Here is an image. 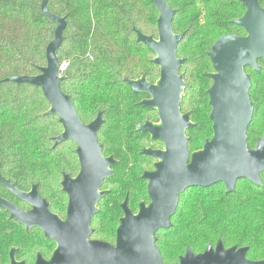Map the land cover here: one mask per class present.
Instances as JSON below:
<instances>
[{
    "label": "trees",
    "instance_id": "16d2710c",
    "mask_svg": "<svg viewBox=\"0 0 264 264\" xmlns=\"http://www.w3.org/2000/svg\"><path fill=\"white\" fill-rule=\"evenodd\" d=\"M43 0H0V174L23 192L33 185L51 204V211L66 217L68 196L62 190L63 171L75 176L79 170L76 146L63 142L54 147L62 133L58 115L48 114L50 103L42 87L7 81L10 77L38 76L47 65L46 49L54 40L57 23L42 12ZM264 6V0H259ZM175 10L173 31L182 35L178 58L185 59L180 74L188 83L182 95L181 113H191L195 125L186 132L192 154L213 138L209 89L215 73L210 53L223 37H245L234 20L244 17L240 0H167ZM52 14L64 17L67 27L58 50L61 90L68 95L81 121L89 124L102 115L99 143L104 155L115 152L119 165L107 181L99 213L92 219L91 239L115 244L128 197L134 213L139 203L149 202L142 173L154 160L140 148L153 144L149 135L134 132L137 122L158 120L154 109L138 105L143 95L134 94L127 80L145 77L156 83L160 68L154 51L138 41L135 30L158 39L159 12L151 0H47ZM66 63L64 67L63 64ZM261 74L248 67L252 82L249 95L254 116L248 145L264 137V60ZM147 137V138H145ZM124 142V144L122 143ZM158 143V142H157ZM128 146L127 152L120 146ZM131 154H128V152ZM129 155H135L134 159ZM262 186L241 180L233 193L223 184L209 189H190L179 199L171 229L156 234V245L164 264H176L188 248L204 253L221 240L226 249L248 248L250 261H264V174ZM0 194L15 199L1 184ZM19 248L17 260L33 264L38 250L49 256L55 250L38 230L29 233L6 210L0 208V264H10L11 248Z\"/></svg>",
    "mask_w": 264,
    "mask_h": 264
},
{
    "label": "water",
    "instance_id": "95a60500",
    "mask_svg": "<svg viewBox=\"0 0 264 264\" xmlns=\"http://www.w3.org/2000/svg\"><path fill=\"white\" fill-rule=\"evenodd\" d=\"M246 7L244 17L234 23L247 33L245 37L230 35L217 40L211 48L210 59L215 73L209 78L213 138L204 142L200 151H189L186 132L195 126L191 113H181L180 105L188 83L180 74L185 59L178 58V45L184 34L173 31L175 10L167 0H151L158 12V39L135 30L138 41L154 51L152 62L159 66L160 76L156 83L147 82L143 76L136 81L127 80L134 93L148 94L151 99L140 103L147 109H156L159 123L146 122L138 130L160 141L166 150L144 149L146 155L155 157L156 170L144 174L149 179L148 193L151 203L140 204L139 214L128 208V199L122 205L125 212L117 231L116 245L90 240L93 217L99 212L98 203L105 197L100 192L107 177L113 175L111 167L116 161L104 158L97 134L102 124V115L85 125L78 116L70 97L61 90V75L58 50L64 42L67 21L48 10L47 0L42 1V12L57 23L54 40L46 49L47 65L40 67L38 76L10 77L7 81L17 84L29 83L42 87L50 103L48 114L58 115L64 133L54 139V147L68 140L77 145L81 170L72 179L63 174L62 190L69 196L67 217L62 219L51 212L50 203L33 185L28 193L19 190L15 183L0 174V182L11 193L32 206L28 212L0 197V207L11 213V218L25 225L40 228L56 245L49 260L38 255L36 264H164L156 245V234L171 229L180 196L189 188H209L219 183L227 193H233L236 184L247 180L262 186L264 174V137L256 140L253 149L248 145V131L254 116V103L249 92L252 82L246 68L261 74L258 63L264 60V6L259 0H240ZM248 248L237 246L226 249L219 240L214 248L209 245L204 253L194 254L190 248L176 264H264L250 261ZM11 251V264L19 263Z\"/></svg>",
    "mask_w": 264,
    "mask_h": 264
},
{
    "label": "flooded vegetation",
    "instance_id": "af4514ba",
    "mask_svg": "<svg viewBox=\"0 0 264 264\" xmlns=\"http://www.w3.org/2000/svg\"><path fill=\"white\" fill-rule=\"evenodd\" d=\"M261 61V60H260ZM260 61H258V63L260 62ZM246 70H247V68H246ZM141 78V77H140ZM140 78H138V79H140ZM137 80V79H136ZM136 80H133V81H136ZM131 87V86H130ZM132 89V88H131ZM132 91H133V89H132ZM133 93H134V91H133ZM135 94V93H134ZM136 94H140V95H143V96H146V97H143V99H141V101H139L138 102V105L139 106H141L140 105V103L142 102V101H144V100H150L151 99V97L148 95V94H145V93H136ZM135 94V95H136ZM142 107V106H141ZM145 108V107H144ZM147 109V108H146ZM152 109H154V108H152ZM151 109V110H152ZM155 111H156V114H158L157 113V110L156 109H154ZM100 115H101V113H99ZM98 114V115H99ZM98 115H97V118H98ZM96 118V119H97ZM95 119V120H96ZM60 120V119H59ZM95 120H93L92 122H94ZM152 122V123H159L160 122V119H159V114H158V120H157V122L155 121V120H151L150 118H147L145 121H143V122H137V125L134 127V132L136 131H139L140 133H143V134H147V133H144V132H142V131H140V130H138V127L140 126V125H143V124H145L146 122ZM92 122H90L89 124H91ZM61 123V122H60ZM102 123H103V120H102ZM85 124V123H84ZM89 124H85V125H89ZM61 125H62V133H64V126H63V124L61 123ZM101 126H102V124H101ZM101 128V127H100ZM100 128H99V132H98V134H97V139H98V143H99V134H100ZM61 133V134H62ZM60 134V135H61ZM147 135H149V134H147ZM145 138H147V137H145ZM143 141L145 142V143H151V141H152V139H151V136L149 135V141H146L145 139H143ZM153 141H156V143L154 142L153 144L151 143V145H148V146H145V145H143L144 147H142V148H140L139 149V151H140V153L142 154V155H146V154H144L142 151L144 150V149H155V150H161V151H165L166 150V147H165V145H163L160 141H157V140H153ZM65 142H72L73 144H75V146H76V153H77V145H76V143L75 142H73L72 140H68V141H65ZM158 142V143H157ZM123 144H124V142H122ZM99 145H100V143H99ZM101 147H102V145H100ZM104 147H105V149H107V147L105 146V144H104ZM104 147H102V154H103V156H104V158H110V157H112L115 161H116V165H114L113 167H111V169H112V171H113V175L112 176H114V170H115V167L116 166H118L120 163H119V160H117V157H116V154H115V152H111L110 154H106V155H104ZM120 150H123L124 152H127V150H128V146H125V145H122V146H120V148H119ZM128 154H131V152L129 151L128 152ZM77 156H78V154H77ZM148 157H151L153 160H154V162L152 163V166L151 167H148V169H146L143 173H142V175H141V178H143L145 181H146V183H147V186H146V189H147V193H148V186H149V179H146V178H144V174H146V173H148V174H151V173H154V171L156 170V163L158 162V160L155 158V157H152V156H149V155H147ZM129 158H130V160L131 159H134L135 158V155H129ZM78 164H79V170H78V172L75 174V176H72L71 174H69V173H67V172H65V171H63V174L64 173H66V174H68L72 179H75V177L79 174V172H80V170H81V164L79 163V157H78ZM112 176H110V177H107V179L104 181V184H103V186H102V188H101V190H100V192H105V193H107L108 192V189L106 190V189H104V187H105V185H106V183H107V181L108 180H110V178L112 177ZM62 181H63V175H62ZM240 182V181H239ZM2 184V183H1ZM219 184H223V183H219ZM3 185V184H2ZM224 185V184H223ZM4 186V185H3ZM216 186H218V185H216ZM216 186H213L212 188H214V187H216ZM33 187V186H32ZM224 187H225V185H224ZM4 188H5V186H4ZM203 188V187H202ZM202 188H189V189H187L186 191H188V190H190V189H202ZM210 188V187H209ZM209 188H205V189H209ZM6 189V188H5ZM32 189V188H31ZM31 189L30 190H28V191H31ZM11 195H13L14 197H16L15 199H11V198H9V197H4V196H2L1 194H0V197L1 198H3V199H5V200H7L8 202H10L11 204L13 203L14 205H16V206H18L21 210H23V211H25V212H28V211H30L31 209H32V206L28 203H26V202H24L21 198H19V197H17L16 195H14L13 193H11L8 189H6ZM225 190H226V188H225ZM23 192V191H22ZM38 192H39V186H38ZM25 193H28V192H25ZM66 194V193H65ZM184 194H186V193H184ZM184 194H182V195H184ZM181 195V196H182ZM66 196H68L67 194H66ZM180 196V197H181ZM148 197H149V202H145V201H142V202H144L147 206L148 205H150V203H151V199H150V195H149V193H148ZM126 199H128V197H126L125 198V200ZM125 200H124V202H125ZM101 201V200H100ZM49 202V201H48ZM123 202V203H124ZM128 202H129V199H128ZM142 202H140L139 203V208H140V204L142 203ZM123 203L121 204V209H122V205H123ZM99 204V203H98ZM68 205H69V196H68ZM98 207V206H97ZM1 208V207H0ZM67 208H68V206H67ZM128 208H129V206H128ZM139 208H138V210H139ZM2 209H4V210H6L5 208H2ZM130 209V208H129ZM50 210H51V204H50ZM131 210V209H130ZM7 211V210H6ZM140 211V210H139ZM139 211L137 212V213H134L133 212V210H132V212L135 214V216L136 215H138L139 214ZM52 212V211H51ZM66 212H67V209H66ZM123 212H124V210H123ZM7 213H9L8 211H7ZM54 213V212H53ZM99 213V212H98ZM97 213V214H98ZM9 215H10V218H11V213H9ZM124 216H125V212H124ZM124 216H123V218H124ZM66 217H67V213H66ZM66 217L65 218H62V219H66ZM123 218H121V220L123 219ZM12 219V218H11ZM14 219V218H13ZM12 219V220H13ZM20 226H22L25 230H26V232L27 233H29L30 231H33V230H38V231H40L41 233H42V235H43V237H44V239L46 238L48 241H50L52 244H55L51 239H49V238H47L45 235H44V232L40 229V228H37V227H31V228H29V230L26 228V226L25 225H23V224H21L19 221H17L16 219H14ZM121 220H120V222H121ZM92 224V223H91ZM119 225H120V223H119ZM120 227V226H119ZM92 229H93V227H92ZM93 231H94V229H93ZM118 231V230H117ZM92 234H93V232H92ZM92 236V235H91ZM116 238H117V234H116ZM90 240L92 241V240H95V239H91V237H90ZM95 241H98V240H95ZM115 242H116V240H115ZM117 243V242H116ZM116 243L115 244H113V245H116ZM112 244V243H111ZM55 246L57 247V245L55 244ZM13 249H15V255H14V258H15V260L16 261H18L19 263H23V264H27V260H24V259H21V260H17V258H16V256H17V254H18V252H19V248H17V247H13V248H11V250H10V252H9V255H8V258H9V261H10V264L12 263V261H11V258H10V254H11V251L13 250ZM56 249V248H55ZM55 251V250H54ZM53 251V252H54ZM52 254L53 253H51L49 256H44L43 255V252L41 251V250H38L36 253H35V258H34V263L33 264H36V262H37V257H38V255H41L44 259H46V260H49L50 258H51V256H52Z\"/></svg>",
    "mask_w": 264,
    "mask_h": 264
},
{
    "label": "rangeland",
    "instance_id": "374dc122",
    "mask_svg": "<svg viewBox=\"0 0 264 264\" xmlns=\"http://www.w3.org/2000/svg\"><path fill=\"white\" fill-rule=\"evenodd\" d=\"M64 65V67L66 66V63L65 64H63Z\"/></svg>",
    "mask_w": 264,
    "mask_h": 264
}]
</instances>
